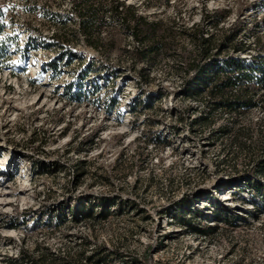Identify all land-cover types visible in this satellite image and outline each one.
I'll use <instances>...</instances> for the list:
<instances>
[{"label":"rangeland","instance_id":"374dc122","mask_svg":"<svg viewBox=\"0 0 264 264\" xmlns=\"http://www.w3.org/2000/svg\"><path fill=\"white\" fill-rule=\"evenodd\" d=\"M124 1L168 28L148 59L113 17L90 45L73 0H0L18 40L0 49V264H264V198L244 181L264 109L186 91L191 26L211 54L264 52V0Z\"/></svg>","mask_w":264,"mask_h":264},{"label":"trees","instance_id":"16d2710c","mask_svg":"<svg viewBox=\"0 0 264 264\" xmlns=\"http://www.w3.org/2000/svg\"><path fill=\"white\" fill-rule=\"evenodd\" d=\"M73 9L78 17V31L94 47L97 46L96 40L100 37L101 27L108 22L107 17L119 20L136 40H140L144 44L142 47H137V51L143 59H148L152 54L162 49L165 44L162 42L161 37L163 33L160 32H165L168 28L163 27L162 20L149 19L146 15L140 13L134 4H128L124 0H73ZM224 16L218 17L216 21H213L214 24L217 25ZM69 20V18L64 19V22H69ZM191 28L194 29L189 31V35H191V41L199 58L190 59L191 61L186 69V73L189 74L186 78L188 95H198L206 91L210 98L208 101L214 104V109L225 108L230 111L253 107L264 109V52H257L250 56L229 53L220 57L211 54L214 44L209 36L204 35V26L197 23L196 28L194 26H191ZM11 41L18 42L11 35H8L7 38L0 37V49H4L2 44ZM240 49H244V47L235 46L236 51ZM207 118L206 115H201L196 117L194 122L199 121L202 123ZM233 130L232 127L226 129V133ZM235 131L237 132V130ZM241 142L247 144L246 141ZM260 144L258 146H261L262 152H256L252 156V167L255 174L250 177H248L249 175L245 176L244 181L245 184H249L256 190L255 197L262 201L264 198V181L258 179V175H264V130ZM238 182L240 181L236 179L226 185L228 189L234 185L241 186V183L237 184ZM108 214L109 210L103 209L97 214L90 212L88 216L98 215L106 218ZM215 229L214 226L196 227V230L203 234H210ZM25 254L22 253L24 257L22 260L35 261L36 264H48L35 257L29 258ZM103 254L104 258L107 254L105 252ZM113 256L115 257V255H107V258H113ZM26 257L27 259H25ZM67 258H69L68 262L87 264L84 263L83 258L76 259L71 256ZM87 258H90V256ZM98 260L100 258L97 261L95 258L94 262L97 263ZM90 262H93V260H90ZM106 262L108 261L106 260Z\"/></svg>","mask_w":264,"mask_h":264},{"label":"bare ground","instance_id":"6f19581e","mask_svg":"<svg viewBox=\"0 0 264 264\" xmlns=\"http://www.w3.org/2000/svg\"><path fill=\"white\" fill-rule=\"evenodd\" d=\"M227 194V193H226Z\"/></svg>","mask_w":264,"mask_h":264}]
</instances>
